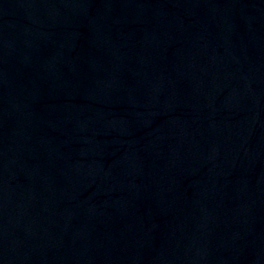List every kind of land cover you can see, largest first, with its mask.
<instances>
[{"label":"water","instance_id":"95a60500","mask_svg":"<svg viewBox=\"0 0 264 264\" xmlns=\"http://www.w3.org/2000/svg\"><path fill=\"white\" fill-rule=\"evenodd\" d=\"M0 264H264V0H0Z\"/></svg>","mask_w":264,"mask_h":264}]
</instances>
